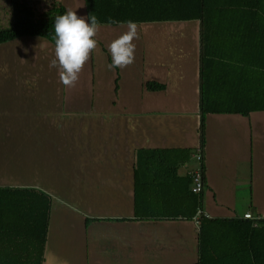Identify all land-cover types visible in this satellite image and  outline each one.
Masks as SVG:
<instances>
[{
	"label": "crops",
	"instance_id": "1",
	"mask_svg": "<svg viewBox=\"0 0 264 264\" xmlns=\"http://www.w3.org/2000/svg\"><path fill=\"white\" fill-rule=\"evenodd\" d=\"M103 27L113 39L128 30ZM137 33L132 64L110 68L102 47L105 76L96 79L91 52L85 84L72 86L50 67L55 46L46 40L0 45V189L50 197L44 264L197 263V221L133 220L138 150L192 151L176 176H191L200 156L204 216L264 221V112L207 115L201 154L199 23L144 24ZM32 58L37 76L28 71ZM148 83L164 89L149 92ZM80 103L83 111H73ZM67 219L71 228L57 237L55 225Z\"/></svg>",
	"mask_w": 264,
	"mask_h": 264
},
{
	"label": "trees",
	"instance_id": "2",
	"mask_svg": "<svg viewBox=\"0 0 264 264\" xmlns=\"http://www.w3.org/2000/svg\"><path fill=\"white\" fill-rule=\"evenodd\" d=\"M78 3V2H77ZM71 4V3H70ZM82 14L98 26L199 23L198 151L205 146L207 115L264 112V0H82ZM61 1L40 14L24 4L11 11L12 24L0 29V45L37 37L53 46ZM149 92L163 85L148 83ZM138 150L134 166V218L193 220L202 195L189 190L191 177L178 178L177 166L192 151ZM51 199L35 189H0V264H44ZM196 264H264V221L198 218Z\"/></svg>",
	"mask_w": 264,
	"mask_h": 264
},
{
	"label": "clouds",
	"instance_id": "3",
	"mask_svg": "<svg viewBox=\"0 0 264 264\" xmlns=\"http://www.w3.org/2000/svg\"><path fill=\"white\" fill-rule=\"evenodd\" d=\"M98 25L95 15L78 16L73 10L56 17L53 26L55 55L50 67L59 69L64 85L72 86L77 82L90 53L97 48ZM127 29L108 46L112 69L124 68L134 62L136 45L133 40L138 38L136 23L128 21Z\"/></svg>",
	"mask_w": 264,
	"mask_h": 264
},
{
	"label": "rangeland",
	"instance_id": "4",
	"mask_svg": "<svg viewBox=\"0 0 264 264\" xmlns=\"http://www.w3.org/2000/svg\"><path fill=\"white\" fill-rule=\"evenodd\" d=\"M53 1H55V0H0V29L9 28L11 26V24H12L11 11H13L15 9L16 5L24 4V5L28 6L36 15V14H40L41 12L46 10L48 8V5L50 4V2H53ZM56 1H61L63 3V5L66 4V7L70 8L68 10L76 11L77 15L79 13V11H77V10H79L78 7H80V8L82 7V0H56ZM103 28H104L103 26H98V31H97V34L95 37V39L98 42L97 48L92 51V52H94V58H95V62L93 61V63H94V65L96 64V72H97L96 79H100V80H101V77L105 76V72H107V69L105 70V65H106L105 57L102 56L101 49L103 47L104 49H106V51H108L109 44L113 40H115V39H113V36H117V35H112L110 37L109 33L106 32L105 29H103ZM31 60L32 61L29 63V70L28 71L33 76H37V74L40 73L41 71L39 68L37 69L35 67H39L40 61H38L34 58H32ZM87 65H88V61L86 62V64L82 68L81 72L79 73V78L82 79L83 84H85V80H86V76L84 74L86 73ZM94 70H95V67H94ZM18 73L24 74L25 72L19 71ZM79 78H78V85L81 81V79H79ZM190 85L192 87V84H190ZM78 96H80V95L78 94ZM46 97H48V95H46ZM56 107H60V104L59 103L57 104V102H56ZM81 107H82V103L79 104V108H75L73 106V111L81 112V111H83V108H81ZM75 186H76V189H80L79 187H77L79 185H75ZM71 225H72V220H68V219L65 220V223L61 224L60 226L55 225L56 226V232H55L56 236L58 237L60 234H63L66 230H69L71 228ZM59 228H62L61 231L59 230ZM54 230L55 229L52 230V234H53Z\"/></svg>",
	"mask_w": 264,
	"mask_h": 264
},
{
	"label": "built area",
	"instance_id": "5",
	"mask_svg": "<svg viewBox=\"0 0 264 264\" xmlns=\"http://www.w3.org/2000/svg\"><path fill=\"white\" fill-rule=\"evenodd\" d=\"M197 154H199V153H197ZM200 160H201L200 156L197 155L195 158V161L197 162L198 166L191 173V176H190L191 177L190 191L195 195H199L202 191V188H203L202 176H201L200 165H199ZM202 215H203V213L201 212V210L197 209L194 220L198 222V218ZM243 219L252 221L253 226H256L257 222L253 220V218L251 217L250 214H245L243 216Z\"/></svg>",
	"mask_w": 264,
	"mask_h": 264
}]
</instances>
